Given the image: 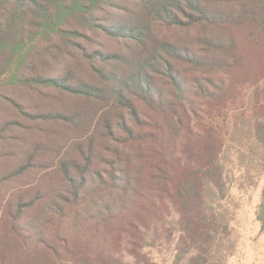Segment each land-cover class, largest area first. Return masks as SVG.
Masks as SVG:
<instances>
[{"label": "trees", "instance_id": "trees-1", "mask_svg": "<svg viewBox=\"0 0 264 264\" xmlns=\"http://www.w3.org/2000/svg\"><path fill=\"white\" fill-rule=\"evenodd\" d=\"M242 28L264 0H0V264H224Z\"/></svg>", "mask_w": 264, "mask_h": 264}, {"label": "rangeland", "instance_id": "rangeland-1", "mask_svg": "<svg viewBox=\"0 0 264 264\" xmlns=\"http://www.w3.org/2000/svg\"><path fill=\"white\" fill-rule=\"evenodd\" d=\"M237 33L239 53H246L247 59L243 60L247 69L235 74V82L240 81L242 75L243 78L246 75V80L258 81L253 92H247L246 99L257 102V116L251 113L245 119L232 122L224 138L221 158L226 175V192L218 205L227 220L226 239L229 242L224 240L221 256L224 255V264H264V225L258 220V214L262 217L260 205L263 203L264 148L257 143L254 122L249 119L257 117L264 121V38L262 46L254 45L245 40L246 28L239 29ZM240 54L238 56L242 58ZM230 91L232 96L237 93L234 86ZM173 258L171 250L150 252L153 264H172Z\"/></svg>", "mask_w": 264, "mask_h": 264}]
</instances>
